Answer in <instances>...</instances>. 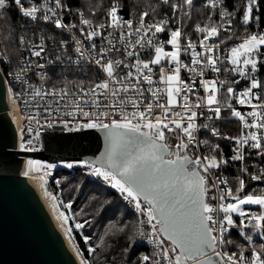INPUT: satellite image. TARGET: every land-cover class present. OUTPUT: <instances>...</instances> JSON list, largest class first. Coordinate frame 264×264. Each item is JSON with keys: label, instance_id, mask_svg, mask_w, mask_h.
I'll use <instances>...</instances> for the list:
<instances>
[{"label": "snow or ice", "instance_id": "obj_1", "mask_svg": "<svg viewBox=\"0 0 264 264\" xmlns=\"http://www.w3.org/2000/svg\"><path fill=\"white\" fill-rule=\"evenodd\" d=\"M157 2L171 14L164 12L155 19L141 11L136 19H126L127 0H109L106 8L100 5L103 12L99 16L97 5L88 7V15L83 4H76L74 11V0H0V72L11 63L8 49L29 53L15 75L8 73L23 89L13 92V98L36 109L19 127V150H39L42 132L57 128L102 134L103 150L94 161L69 162L66 167H84L87 175L116 190L135 219L110 225L100 243L89 246L93 256L98 255L97 248L105 244L106 236L121 235L129 242L125 254L138 241L151 246L149 254H140L139 264H264V242L256 245L253 235L245 232L250 229L264 241V188L246 191L244 178L264 183V170L253 175L246 166L249 149L264 161V22L260 15L264 0H244L239 18L243 35L235 30L239 8L230 11L227 0H203L210 23L195 25L202 35L198 44L182 31L198 0ZM13 8L26 25H47L60 35L69 33L75 62L95 64L103 78L88 88L81 81L79 96L66 86L33 85L27 76L31 58L63 61L60 55L55 60L48 58L43 36L35 43L16 34ZM213 14H218L219 23L212 21ZM65 16L79 23L66 22ZM173 23L179 26L171 27ZM231 40L238 42L228 46ZM68 48V40L59 41L60 52L67 54ZM183 73L189 74L187 79ZM37 75L47 79L43 73ZM242 82L244 87L238 90L235 85ZM25 94L31 100L24 99ZM237 104L248 110L242 112ZM64 109H70L64 115L73 120L56 119ZM227 119L240 122L239 135H222L216 122ZM202 131L210 138L200 139ZM211 138L231 141L233 155L225 157L220 144ZM237 161L243 176L234 178L233 188L221 170ZM27 164L25 176L36 166L56 167L35 160ZM246 205L257 210L246 209ZM66 207L71 209V202ZM61 216L66 222L67 216ZM88 223L77 222L75 228L83 229ZM233 230L253 245L250 256L245 254V245L231 236ZM90 239L85 236V244ZM229 246L238 250L229 251ZM77 254L81 264H89L79 250Z\"/></svg>", "mask_w": 264, "mask_h": 264}, {"label": "water", "instance_id": "obj_2", "mask_svg": "<svg viewBox=\"0 0 264 264\" xmlns=\"http://www.w3.org/2000/svg\"><path fill=\"white\" fill-rule=\"evenodd\" d=\"M42 144L38 152L17 151L0 72V264H78L21 171L25 159L52 165L94 161L103 137L95 130L50 132Z\"/></svg>", "mask_w": 264, "mask_h": 264}, {"label": "trees", "instance_id": "obj_3", "mask_svg": "<svg viewBox=\"0 0 264 264\" xmlns=\"http://www.w3.org/2000/svg\"><path fill=\"white\" fill-rule=\"evenodd\" d=\"M109 0H74L73 6L76 4L85 5L84 11L85 15H88V7L91 5H97L98 16L103 12V8H106ZM175 2V0H173ZM243 4L244 0H227V8L233 11L239 8L240 11L237 13V21L235 22V30L240 35L244 34L243 26L239 23V18L243 14ZM103 5V8L99 7ZM129 9L132 11V15L129 16ZM163 13L166 9L165 6L161 7L158 5L157 0H127L124 5L123 14L128 17H136L141 11H148L151 16L157 17L158 15L154 13ZM209 10L203 8V0H198L197 9L193 11L191 19H186L185 22L190 23V25L195 26L197 23L204 25L210 23L208 19ZM262 17V22H264V3H262V11L260 12ZM217 14L212 15V21H217ZM12 18L16 19L14 11H12ZM95 19V18H94ZM17 21V35H28L32 31L30 27L21 26L20 21ZM7 54L11 58V62L14 63V59L17 54V49L12 47L8 49ZM7 66L5 65V71L3 73L6 75ZM75 73L69 70H54L52 75H64ZM233 128L231 131H227L228 127ZM239 134V126L229 120H224L222 124V135L226 136H237ZM250 153L247 160L246 166L250 174H259L264 170V161L260 157L256 156L255 150H248ZM234 174H229L233 176L241 175L240 172V162H236L234 169ZM236 172V173H235ZM244 178H249L245 176ZM232 179L233 188L236 187V181ZM59 182V183H58ZM56 185L60 186V190H57ZM259 188H264V183L257 182L254 185L248 186L246 191L258 190ZM47 190L50 191L56 198L58 206L62 213L66 216L71 212L70 220H68V227L71 230V240L77 250L83 254V258L89 262V264H128L129 261H136L139 264L138 258L141 253L147 254L145 248L135 245L130 251L125 254L124 249L128 248L129 242L121 235L115 237L109 235L105 237V244L97 248V256H93L88 252L89 246H96L100 243V238L104 236L106 231L110 230V225L115 224L117 221L123 223L125 220H134V216L126 209L123 203L119 200V197L112 191L97 185L94 182L87 181L84 176H82L78 171L69 172L63 169L55 168L48 175V185ZM71 202L72 207L68 209L66 205ZM88 220L89 223L81 229V234H79L75 229V224L77 222L83 223ZM129 235L132 233L129 232ZM88 236L91 239L88 244H85L84 237ZM238 243L245 245V251L251 254V249L253 245H249L247 241L243 240L237 234L231 235ZM254 238V237H253ZM255 241V240H254ZM258 245L259 242L255 241ZM81 258V256H80Z\"/></svg>", "mask_w": 264, "mask_h": 264}, {"label": "built area", "instance_id": "obj_4", "mask_svg": "<svg viewBox=\"0 0 264 264\" xmlns=\"http://www.w3.org/2000/svg\"><path fill=\"white\" fill-rule=\"evenodd\" d=\"M73 8H74V11H75V7L74 6H73ZM13 11H14V15H15V17L17 19V13L14 10V8H13ZM164 12H168L169 15L171 14V10L168 9L167 7H166ZM164 12L161 13L160 15H158L157 17H155V19L162 18L163 15H164ZM123 15L125 16L126 19L127 18L136 19V17H137V16L136 17H128L125 14H123ZM216 18H217L216 22L219 23L220 21H219L218 14H217ZM69 19H72V20H74V22L79 23V21L76 20L74 17L65 16V21L66 22H68ZM17 20L20 21L22 27L25 26V27H30L32 29L30 34L26 35L29 40H32L35 43H39L40 42V37L41 36L44 37L45 43H46V48H47V56H48L49 59L55 60V57L57 55H60L61 56V60L63 61V63H61L60 61H56L55 63H48V61L45 60V59L34 58V57L31 58V69L27 72V76H28L29 81L33 85H35L36 87H40L41 85H43L45 88H51V87L61 88V87H65L66 86L68 89L77 92V96H79L78 86L80 85L81 81L84 82L83 86L85 88H88V87L94 86L93 82L99 81L101 78H103L104 74L98 70V68L96 67L95 64H90V63H88L85 60H81L79 63L75 62L76 61V54L73 51L72 41L70 39L69 33L65 32V33H63V35H60V34H58V30H53L50 26L41 25V26L37 27V26H33L31 24H27L26 25V22L24 20H22V19H17ZM184 25L185 26L182 28V31L187 33V39L191 40L193 43L198 44L199 41L202 39V35L200 33H197L195 31V26L190 25V23H187V22L184 21ZM177 26H179V25L176 24V23L171 24V27H177ZM222 35H223V33H222ZM162 38L166 40L168 37H167L166 34H162ZM62 39L63 40H68V42H69V48H68L67 54L62 53L59 50V41L62 40ZM236 42H238V41H236V40L228 41V46H231V45H233ZM85 43H87V42L85 41ZM209 43H211V41H209ZM97 44H98V46L100 44L99 38L97 39ZM223 47H225V46H222V48ZM0 48H3V44H0ZM166 50H170V48H167ZM197 50L199 51L200 49L198 48ZM27 56H29V53L27 51H25L24 49L17 50V54H16V57L14 59V63L11 62V63L8 64L6 75L3 73L7 100L8 99L12 100L13 102H15V104L17 106L18 116H19L18 131H19L20 125L22 123H25V119L24 118L29 114V112H34V111H36V109H34L32 105H24L19 99H14L13 98V92L21 93L23 89H22V86L19 83H17L16 80H14L13 77L10 76L8 73L12 72L13 75H15V71L14 70H16V69H18L20 67V65L22 63V60H23V57H27ZM68 57H71L72 59L69 60ZM144 58H147V57L145 56ZM182 58L185 59L186 62L188 60H190V57H182ZM38 64H44L45 67L42 68V69L38 68L37 67ZM54 70H69V71H73L75 73H73V74L71 73V75L70 74L52 75V71H54ZM38 72L39 73H43L47 77V79L46 80H41L40 77L37 75ZM183 75L187 79L189 74L188 73H183ZM208 78L211 79L213 77L211 75H209ZM223 78H224V75L221 76V79H223ZM229 78L231 79V77H229ZM65 81H69V83L65 84L64 83ZM235 87L238 90H240V89H242L244 87V84L242 82L239 85H235ZM10 89L12 91H10ZM24 99L31 100V97L25 94ZM233 103L235 104V101H233ZM235 106L239 110H241L242 112L248 110V109H245V108H243L242 106H240L238 104L235 105ZM22 109H23V114H22V111H21ZM69 110L70 109H64L59 115L56 116V119L57 120H65V119L73 120L72 116L64 115V112L69 111ZM156 111H159V110L157 109ZM225 115H227V113H225ZM75 119H81V117L76 116ZM227 120L238 124V126H239V134H240V131H241L240 122L235 120V119H227ZM222 124H223V121H217L216 122V126L220 128L221 133H222ZM33 126H35V125H33ZM231 130H233L232 126H231V128L228 127L227 131L229 132ZM15 131H16V135H17V151H20L19 150L18 131H17V129H15ZM84 131H87V130H84ZM50 132L73 133V132L61 131L60 128H57L55 131H53V130L44 131V132H42L41 138H40V140L38 142L39 143V150L31 151V152H38V151L42 150V146H43V144H42V136L44 134L50 133ZM199 138L200 139H205V138H210V137L208 136V134L206 132L202 131L201 133H199ZM211 139L213 140V142L220 144L221 148L223 149V154H224L225 157H231L233 155L232 149H233L234 145H233V143L231 141L226 140V139H222V138H220V139L211 138ZM235 163L232 164L231 166L223 168L221 170L223 176L228 178L229 186H231V187H233L232 186V182H231L232 181L231 178H235L236 176L231 177L232 175H229V174H231V173L234 174L233 169H234ZM66 164L67 163L57 164V165H55L56 166L55 168L63 169V170L69 171V172L78 171L82 176H84L86 178L87 181L94 182L97 185H99V186H101L103 188H106L109 191L114 192L119 197V200L123 203V205L126 207V209L134 216V214L129 210V208L127 207L126 203L119 196V194L116 192V190L112 189L110 186L105 184V182H103L101 179H98L96 177L87 175L86 174L87 173V169L86 168L80 167V166H74L73 168L70 169V168L66 167ZM45 165H47V164H45ZM44 171H45L44 173H46V172L49 173V174L51 173L50 169H45L44 168ZM49 174H47V175H49ZM47 175H45V178L48 177ZM253 175H255V174H253ZM245 180H246L247 188H248V186L254 185L255 183L258 182V181H251L250 177L249 178H245ZM46 181H48V180H46ZM220 187L223 188L224 185H221ZM56 188H57V190H60V186L59 185H56ZM217 195H219V193H217ZM245 208L246 209L247 208H251V210H253V211L257 210L256 206H246ZM245 232L249 233V234H252L253 237H254V240L258 241L259 244L264 242V241L259 239L258 233H254L250 229L249 230H245ZM232 234H237V231L233 230L231 235ZM137 245L145 248L146 251H147V254L150 253L151 246L148 245L146 242L138 241ZM228 250L229 251H237L238 249H236V248H234L232 246H229ZM245 254L250 256V254H248L246 251H245Z\"/></svg>", "mask_w": 264, "mask_h": 264}, {"label": "rangeland", "instance_id": "obj_5", "mask_svg": "<svg viewBox=\"0 0 264 264\" xmlns=\"http://www.w3.org/2000/svg\"><path fill=\"white\" fill-rule=\"evenodd\" d=\"M28 159L26 160L25 166L23 167L21 173H24L28 170V164H27ZM41 164H43L41 162ZM55 169L51 168L50 172ZM44 168L43 167H39L36 166V168H34V170L32 172L29 173V175H27V177H30L33 181V183L35 184L37 191L39 192L41 198L44 200L45 205L47 206L48 210L50 211L51 215L53 216L57 226L59 227V229L61 230L63 236L65 237V239L67 240V242L69 243L71 249L75 252L77 258L79 259V261L81 262V258L80 256L77 254V251L72 243L71 240V232L69 231V227H68V220H70L71 217V212H70V216L69 214L67 215V221L65 222L64 217L61 216V210L58 206L57 200L55 198V196L47 190V185H48V180L47 178H45V173H44ZM25 176V175H24ZM48 176V175H47Z\"/></svg>", "mask_w": 264, "mask_h": 264}, {"label": "bare ground", "instance_id": "obj_6", "mask_svg": "<svg viewBox=\"0 0 264 264\" xmlns=\"http://www.w3.org/2000/svg\"><path fill=\"white\" fill-rule=\"evenodd\" d=\"M7 113L9 115V117L11 118L14 128L17 129L18 131V124H19V116H18V110H17V106L15 104V102H13L12 100L8 99L7 100ZM26 160L24 161V165L26 163ZM22 176L26 178L28 184L30 185L31 189L33 190V192L35 193V195L37 196V198L39 199L40 203L42 204L43 208L45 209V211L48 213L49 217L51 218L53 224L55 225L57 231L59 232L61 238L63 239V241L65 242V244L67 245V247L69 248V250L71 251L72 255L74 256L75 260L77 261L78 264H81V262L79 261V259L77 258L75 252L71 249L69 243L67 242V240L65 239V237L63 236L61 230L59 229V227L57 226L53 216L51 215L50 211L48 210L47 206L44 203V200L41 198L39 192L37 191V188L35 186V184L33 183L32 179L30 177L24 176L22 173Z\"/></svg>", "mask_w": 264, "mask_h": 264}, {"label": "crops", "instance_id": "obj_7", "mask_svg": "<svg viewBox=\"0 0 264 264\" xmlns=\"http://www.w3.org/2000/svg\"><path fill=\"white\" fill-rule=\"evenodd\" d=\"M247 206V205H246ZM246 206H244V207H246ZM69 216H70V213H69ZM76 229V228H75ZM76 231L79 233V234H81V229L80 230H77L76 229Z\"/></svg>", "mask_w": 264, "mask_h": 264}]
</instances>
